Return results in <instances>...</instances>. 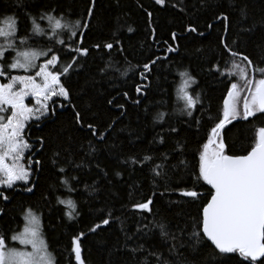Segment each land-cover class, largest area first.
<instances>
[{"label":"trees","instance_id":"1","mask_svg":"<svg viewBox=\"0 0 264 264\" xmlns=\"http://www.w3.org/2000/svg\"><path fill=\"white\" fill-rule=\"evenodd\" d=\"M45 13L68 27L53 35L47 20L39 19ZM221 14L226 21L217 19ZM29 15L49 35L33 34ZM9 16L17 19L18 48L52 49L59 57L52 70L72 67L60 76L71 103L53 101L49 109L55 114L32 123L26 132L32 145L27 154L32 193L19 184L3 191L7 200L0 199V236L7 245H12L8 238L13 233L22 231L25 212L31 209L41 219L54 264H77L74 237H79L83 264H156L152 252L172 264H214L208 247H188L198 208L174 189L191 187L197 152L222 115L231 83L243 85L233 62L240 67L246 62L231 53L264 67V0H164L162 5L155 0H94V5L93 0H0V18ZM20 37L27 38L24 45ZM106 43L113 47L105 49ZM76 48L87 49V54ZM14 55L6 52L0 63L6 65ZM185 71L195 80L188 92L198 94L200 101L191 110L178 95L179 74ZM137 85L142 94L136 92ZM246 94L240 93L241 112ZM75 112L81 114V124H76ZM158 113L164 114L162 120H154ZM87 124L96 127V135ZM260 127L261 113L226 126L221 136L228 154H245ZM38 137L43 138L42 147ZM144 156L150 159L143 161ZM156 165H161L156 169L161 176L153 172ZM208 188L198 185L202 199ZM149 197L150 212L133 207ZM60 199L73 200L78 215H65L69 209ZM105 219L108 224L102 223ZM154 223H164L169 233L180 236L185 242L179 249L182 255L169 253L171 241L165 242Z\"/></svg>","mask_w":264,"mask_h":264},{"label":"snow or ice","instance_id":"2","mask_svg":"<svg viewBox=\"0 0 264 264\" xmlns=\"http://www.w3.org/2000/svg\"><path fill=\"white\" fill-rule=\"evenodd\" d=\"M155 3L162 5L164 0H155ZM87 12L91 16L93 7L90 6ZM221 18L227 20L223 14L217 17V19ZM39 19L47 20L51 33L55 36L59 35L57 30L68 27L51 13H45ZM28 20L33 34L49 35L37 23L35 17L29 15ZM76 25L80 26V21H77ZM189 30L195 32L196 28L192 27ZM17 34L18 24L15 16L0 18V38L4 41L0 44V61L5 59L6 52L15 53L10 63L6 65L0 63V77H7L6 83H0V186L9 189L13 188L17 181H22L25 185L29 184L30 169L20 163L24 151L32 147L23 135L26 124L30 120L39 122L42 118L55 114L54 111L50 112L47 104L53 96L63 97L71 103L70 92L61 83L60 76L67 74L72 65L68 64L59 71L52 70L57 65L58 55L52 49L18 48L15 44ZM72 35L76 33L73 32ZM172 38L175 40V34ZM26 39L20 37V44L24 45ZM56 42L63 43L60 40ZM112 47L111 43L104 44L105 49ZM167 50L174 49L169 47ZM75 51L85 55L88 50L76 48ZM231 55L240 56L241 60L246 62V67H240L233 62L234 74L243 81V85L231 83L223 101L222 115L210 129L206 141L200 145L197 152V165L189 174L191 187H181L174 191L187 198L185 202H191L198 208L193 221V230L188 235V240L191 241L188 244L189 248L196 249L201 245L208 247L214 264H229L232 260H235L236 264H264L262 259L264 258V127L258 128L250 148L241 155L228 154L226 143L221 136V130L226 123L237 118L248 120L257 113L264 114V67L253 64L248 56L241 53L232 52ZM39 57L47 58L43 63L37 64ZM33 68L38 69L34 75H11L8 71L23 69L28 73ZM143 68L148 71L149 64L145 63ZM247 69H251V74ZM256 73H259V78H256ZM179 75L182 82L178 86V95L185 102L186 110L194 109L200 102L199 95L194 97L186 89L189 84H194L195 80L186 71ZM242 90H246L247 94L243 97L241 112L239 100ZM136 92L142 94V86L137 85ZM29 96L35 98L38 107H29L25 103V98ZM108 103L111 104L112 101L109 100ZM118 107L122 108L123 105ZM187 114L191 116L192 112L188 111ZM163 116V113H158L154 120H162ZM74 119L76 124L82 123L79 112H75ZM86 127L91 130L92 135L97 134L93 124H87ZM171 131L175 132L176 129L173 128ZM103 135L100 133L101 138ZM37 140L42 147L43 138L38 137ZM160 142L163 143V138ZM164 158L167 159L166 156ZM149 159V156H144L143 161ZM35 163L39 166L40 161L37 160ZM180 163L184 164V161ZM160 167L161 165H156L153 169L156 176L162 175L161 172L156 171ZM60 171L64 170L61 168ZM116 175L120 174L116 173ZM201 182L209 186L208 195L204 199H202L204 194L198 190ZM62 183L66 182L62 181ZM23 190L31 192L33 188L28 186ZM0 199L7 200L8 196L0 191ZM58 203L66 205L69 209L65 213L69 218L73 214L78 215L73 200L60 199ZM151 203L152 198L149 197L145 202L134 204L133 207L150 212ZM24 219L26 223L22 231L15 232L8 238L18 243L20 247H9L6 239L0 236V264H53L52 256L47 251V245L42 238L39 217L28 209ZM102 223L108 224L109 221L105 219ZM152 227L159 228L160 236L165 242L171 241L168 248L170 254L182 255L179 249L185 246V242L180 236L169 233L164 223H154ZM94 230L90 229V231ZM80 235L82 236L83 233ZM78 239L79 237L73 238L72 251L75 253L77 264H83ZM132 251L136 252L137 249ZM150 255L155 257L156 264H172L158 252H152Z\"/></svg>","mask_w":264,"mask_h":264},{"label":"rangeland","instance_id":"3","mask_svg":"<svg viewBox=\"0 0 264 264\" xmlns=\"http://www.w3.org/2000/svg\"><path fill=\"white\" fill-rule=\"evenodd\" d=\"M46 58H47V57H39V58L37 59L36 63H37V64L43 63L44 60H45ZM9 63H10V62H9ZM50 67H51V66H50ZM37 70H38L37 68H33V69H30V71H29L28 73H25L23 69H18V70H8V71H11V72L15 73L16 75H27V74L34 75V74H35V71H37ZM37 79H39V78H37ZM6 82H7V79H5V81H2L1 78H0V83H6ZM189 86H190V84H189ZM189 86H188L187 89H186L187 91H188V89H189ZM58 99H62V100H63L64 98H63V97H60V96H53V97H52L51 99H49V101L47 102L48 107L50 108V105L52 104V102L55 101V100H58ZM64 100H65V99H64ZM182 101H183V100H182ZM25 103H26L29 107H34V106L38 107V105H36L35 98H33V97H31V96L25 98ZM49 110H50V109H49ZM43 119H45V118H42L41 120H43ZM41 120H40V121H41ZM35 122H37V121L30 120V121L26 124L25 129H24V133H23V135L25 136V139H26V140H27V138H26V132H27V130H28V127H29L32 123H35ZM27 142H28V141H27ZM30 152H31V148L25 150L24 153H23V159L20 161V163L23 164L26 168H28L27 154H29ZM28 169H29V168H28ZM30 172L32 173L31 170H30ZM30 183H31V174H30L29 184H28V185H25L22 181H17V182L14 184L13 188H15L16 186H18L19 184H21V185H23V186H25V187H28V186L30 185ZM13 188H11V189H13ZM4 190H10V189H9V188H6V187H4V186H0V191H4ZM39 219H40V218H39ZM40 231H41V234H42V238H43V240L45 241V243H46V245H47L46 238H45V236H44V234H43V231H42V223H41V219H40ZM9 247H20V246L18 245V243L12 241V245L9 246ZM47 251L50 253L48 247H47ZM50 254H51V253H50ZM51 256H52V262H53V264H54V262H55V261H54V257H53L52 254H51Z\"/></svg>","mask_w":264,"mask_h":264},{"label":"water","instance_id":"4","mask_svg":"<svg viewBox=\"0 0 264 264\" xmlns=\"http://www.w3.org/2000/svg\"><path fill=\"white\" fill-rule=\"evenodd\" d=\"M237 57L240 58V56H237ZM248 119H249V118H248ZM234 121H240V119L232 120L230 123H232V122H234ZM244 121H246V120H244ZM230 123H226L225 127L228 126ZM225 127H224V128H225ZM224 128L221 130V132L224 130ZM31 193H32V192H31ZM78 243H79V241H78ZM79 246H80V244H79Z\"/></svg>","mask_w":264,"mask_h":264},{"label":"flooded vegetation","instance_id":"5","mask_svg":"<svg viewBox=\"0 0 264 264\" xmlns=\"http://www.w3.org/2000/svg\"><path fill=\"white\" fill-rule=\"evenodd\" d=\"M237 119H240V118H237ZM240 120H243V119H240ZM29 161H31V160H29ZM32 191H33V190H32ZM32 191H31V192H32ZM31 192H30V194H31Z\"/></svg>","mask_w":264,"mask_h":264}]
</instances>
